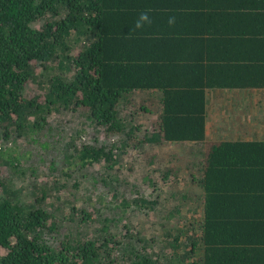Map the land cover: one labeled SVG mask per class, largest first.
<instances>
[{"label":"trees","instance_id":"16d2710c","mask_svg":"<svg viewBox=\"0 0 264 264\" xmlns=\"http://www.w3.org/2000/svg\"><path fill=\"white\" fill-rule=\"evenodd\" d=\"M37 69L46 86L34 96ZM214 89L264 90V0H0V140L39 133L60 109L84 113L109 142L81 143L75 168L100 164L114 200L127 151L200 145L192 173L203 208L165 251L139 247V227L108 208H75L65 184L30 186L22 199L2 173L17 163L0 146V264H264V137H210ZM143 91L156 93V106L137 114L154 116L136 120L125 109ZM122 198L116 209L127 211L133 201ZM65 220L70 233L50 242Z\"/></svg>","mask_w":264,"mask_h":264},{"label":"rangeland","instance_id":"374dc122","mask_svg":"<svg viewBox=\"0 0 264 264\" xmlns=\"http://www.w3.org/2000/svg\"><path fill=\"white\" fill-rule=\"evenodd\" d=\"M35 71L37 76L29 83L28 91L38 96L45 91L47 75L41 69ZM54 73L52 68L46 69V74ZM235 91L243 94L238 89L228 90L227 93L217 90L208 94L210 137L246 139L253 134L254 137H264V90L249 92L248 97H238ZM154 94L145 91L132 93V107L126 108L128 111L125 114L136 111L140 104L155 108ZM152 115L154 113L144 111L137 114L136 111V120H144ZM96 138L109 142L104 130L91 125L84 113L67 109L54 111L48 115L47 123L39 133H25L0 140L3 158L17 163L11 169L3 167L2 173L11 180L12 188L21 192L22 199L26 198V190L30 186L42 184L46 188L52 183H58V186L65 184L74 193L72 196L76 194L75 208L92 209L97 205L102 211L108 208L107 213L112 217L121 214L123 220L139 227L145 236L146 241L143 240L139 247L151 249L154 246L165 251L176 235H180L181 239L185 237L186 228L192 220L199 221L203 209L197 201L202 191L192 173L197 172L200 166L202 146L185 143L158 148L148 145L141 151H127L120 163L122 166L117 168L122 189L120 196L114 200L111 194L116 182L109 181L102 166L96 164L78 172L72 158L81 143H91ZM123 142L124 145L132 144ZM53 163L58 166L54 174L49 168ZM68 173L74 175L70 177ZM122 196L133 201L127 211L116 209L117 204H122ZM68 197L62 201L65 204H58L63 208L71 205ZM60 225L58 231L48 237L50 242L58 243L70 233L68 220ZM183 225L184 231L180 232L179 226ZM147 241H151L149 245ZM180 244L179 250L184 252V241H180ZM167 254H170L169 249Z\"/></svg>","mask_w":264,"mask_h":264},{"label":"crops","instance_id":"0c3cea01","mask_svg":"<svg viewBox=\"0 0 264 264\" xmlns=\"http://www.w3.org/2000/svg\"><path fill=\"white\" fill-rule=\"evenodd\" d=\"M217 90H220V91H222V92H225V93H227V91L228 90H223V89H214V90H209L208 91V94L211 92L212 93V91H217ZM241 91H243V94L242 95H240L239 93H237V91H235L236 93V95L238 96V97H241V96H243V97H248L247 95H248V93L250 92V93H252L253 91H255V92H258V91H263V90H254V89H244V90H241ZM244 93H246V95L244 94ZM232 95V94H231ZM233 96V95H232ZM234 97H236V96H234ZM254 135V134H253ZM249 136L248 135V137L246 138V139H248V138H251V137H254V136ZM257 136V135H256ZM229 138H231V137H229Z\"/></svg>","mask_w":264,"mask_h":264},{"label":"clouds","instance_id":"9594fccd","mask_svg":"<svg viewBox=\"0 0 264 264\" xmlns=\"http://www.w3.org/2000/svg\"><path fill=\"white\" fill-rule=\"evenodd\" d=\"M147 20H148V15H147V13H142V14L140 15V17H139V20H138V22H137V24H136V27L139 28V27L142 26L141 23H140V21H147ZM173 22H174L173 19H170V20H169V23H173Z\"/></svg>","mask_w":264,"mask_h":264}]
</instances>
